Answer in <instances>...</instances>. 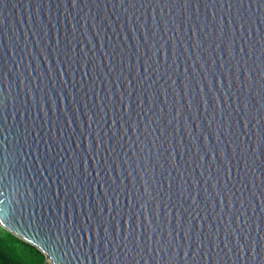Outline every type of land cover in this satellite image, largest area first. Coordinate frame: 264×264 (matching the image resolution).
Masks as SVG:
<instances>
[{"label": "water", "instance_id": "1", "mask_svg": "<svg viewBox=\"0 0 264 264\" xmlns=\"http://www.w3.org/2000/svg\"><path fill=\"white\" fill-rule=\"evenodd\" d=\"M0 227L48 264H264V0H0Z\"/></svg>", "mask_w": 264, "mask_h": 264}, {"label": "trees", "instance_id": "2", "mask_svg": "<svg viewBox=\"0 0 264 264\" xmlns=\"http://www.w3.org/2000/svg\"><path fill=\"white\" fill-rule=\"evenodd\" d=\"M0 264H46L43 254L4 230L0 231Z\"/></svg>", "mask_w": 264, "mask_h": 264}, {"label": "clouds", "instance_id": "3", "mask_svg": "<svg viewBox=\"0 0 264 264\" xmlns=\"http://www.w3.org/2000/svg\"><path fill=\"white\" fill-rule=\"evenodd\" d=\"M7 219V218H6ZM0 231H3L4 232V228L3 227H0Z\"/></svg>", "mask_w": 264, "mask_h": 264}, {"label": "snow or ice", "instance_id": "4", "mask_svg": "<svg viewBox=\"0 0 264 264\" xmlns=\"http://www.w3.org/2000/svg\"><path fill=\"white\" fill-rule=\"evenodd\" d=\"M45 261H47V258H45Z\"/></svg>", "mask_w": 264, "mask_h": 264}, {"label": "rangeland", "instance_id": "5", "mask_svg": "<svg viewBox=\"0 0 264 264\" xmlns=\"http://www.w3.org/2000/svg\"><path fill=\"white\" fill-rule=\"evenodd\" d=\"M46 264H48V263L46 262Z\"/></svg>", "mask_w": 264, "mask_h": 264}]
</instances>
